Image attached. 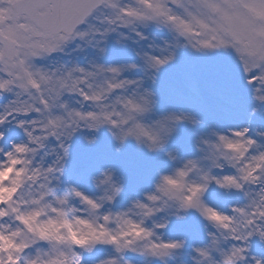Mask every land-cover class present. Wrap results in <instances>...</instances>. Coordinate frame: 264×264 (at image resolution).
<instances>
[{
  "label": "snow or ice",
  "instance_id": "obj_1",
  "mask_svg": "<svg viewBox=\"0 0 264 264\" xmlns=\"http://www.w3.org/2000/svg\"><path fill=\"white\" fill-rule=\"evenodd\" d=\"M0 264H264V0H0Z\"/></svg>",
  "mask_w": 264,
  "mask_h": 264
}]
</instances>
